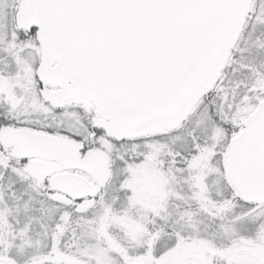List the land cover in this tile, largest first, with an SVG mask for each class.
Instances as JSON below:
<instances>
[{
    "label": "snow or ice",
    "instance_id": "1",
    "mask_svg": "<svg viewBox=\"0 0 264 264\" xmlns=\"http://www.w3.org/2000/svg\"><path fill=\"white\" fill-rule=\"evenodd\" d=\"M0 264H264V0H0Z\"/></svg>",
    "mask_w": 264,
    "mask_h": 264
}]
</instances>
